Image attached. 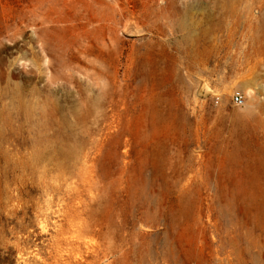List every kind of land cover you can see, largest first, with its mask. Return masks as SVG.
<instances>
[{
  "label": "rangeland",
  "instance_id": "rangeland-1",
  "mask_svg": "<svg viewBox=\"0 0 264 264\" xmlns=\"http://www.w3.org/2000/svg\"><path fill=\"white\" fill-rule=\"evenodd\" d=\"M261 252L264 0H0V264Z\"/></svg>",
  "mask_w": 264,
  "mask_h": 264
},
{
  "label": "built area",
  "instance_id": "built-area-1",
  "mask_svg": "<svg viewBox=\"0 0 264 264\" xmlns=\"http://www.w3.org/2000/svg\"><path fill=\"white\" fill-rule=\"evenodd\" d=\"M231 102L235 105V106H242L244 103V99L242 97V95L238 94V93H233L231 95Z\"/></svg>",
  "mask_w": 264,
  "mask_h": 264
},
{
  "label": "bare ground",
  "instance_id": "bare-ground-1",
  "mask_svg": "<svg viewBox=\"0 0 264 264\" xmlns=\"http://www.w3.org/2000/svg\"><path fill=\"white\" fill-rule=\"evenodd\" d=\"M185 54H186V53H185ZM232 231H233V230H232ZM217 234H218V233H217ZM164 235H169V231H166V233H165ZM223 236H224V235H223ZM233 236H234V235H233ZM223 238H224V237H223ZM231 238H232V237H231ZM246 239H247V238H246ZM212 240H213V239H212ZM227 240H228V239H227ZM234 240H235V238H234ZM213 241H215V240H213ZM236 243H237V242H236ZM246 243H247V242H246ZM224 244H225V243H224ZM229 244H230V243H229ZM245 246H247V245H245ZM245 246H244V247H245ZM231 247H232V246H231ZM233 247H234V246H233ZM259 250H260V249H259ZM249 251H250V250H249ZM243 252H244V251H243ZM235 253H236V252H234L233 254H235ZM250 253H251V252H250ZM258 253L260 254V252H258ZM261 253H263V252H261ZM215 254H216V253H215ZM217 254H218V253H217ZM246 254H248V252H247ZM263 254H264V253H263ZM257 256H258V255H257ZM257 256H256V257H257ZM249 257H250V256H249ZM263 257H264V256H263ZM213 258H214V257H213ZM259 258H260V257H259ZM219 259H220V258H219ZM223 259H225V256L223 257ZM231 259H232V258H231ZM231 259H230V260H231ZM252 259H253V258H252ZM214 260H215V259H214ZM257 260H258V258H257ZM257 260H256V261H257ZM221 261H222V259H221ZM226 261H227V260H225V263H226ZM253 261H254V260H253ZM256 261H255V262H256ZM218 263H219V262H218ZM218 263H217V264H218ZM228 263H229V262H228ZM185 264H186V263H185ZM193 264H194V263H193ZM195 264H196V263H195ZM213 264H215V263H213ZM222 264H223V263H222Z\"/></svg>",
  "mask_w": 264,
  "mask_h": 264
}]
</instances>
